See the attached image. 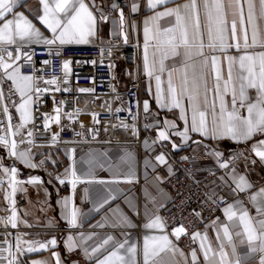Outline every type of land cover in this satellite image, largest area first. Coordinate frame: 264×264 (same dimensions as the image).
<instances>
[{
	"label": "snow or ice",
	"instance_id": "obj_1",
	"mask_svg": "<svg viewBox=\"0 0 264 264\" xmlns=\"http://www.w3.org/2000/svg\"><path fill=\"white\" fill-rule=\"evenodd\" d=\"M173 3H176V0H146L147 9L154 14L146 17L143 21V61L146 76L150 80L155 79V99L160 108L168 111L179 109V119L184 122L185 127L182 131L176 132V135L187 141L190 139L189 132H195L213 140L230 139L237 144L248 142L257 136H264V51H248V49L256 46L264 49V0H186L183 4L168 7L169 4ZM39 4L41 6L40 13L33 16V19H29L23 11L19 10L25 7L23 0H0V45L15 46L14 51L16 53L14 55V52L7 47L0 48V111L6 115V121H0V125H6L9 130L0 135V145L7 148L9 156L15 157L16 160L31 169L43 166L45 161L41 160L40 165L34 163L31 148L18 151V142L15 137L27 124L34 122L32 115L33 97L50 91L48 87H39L38 81H42L46 85H56L55 91H61V88L58 86V77L53 76L44 79L42 75L39 77L35 75L36 72H43V69L34 67L33 56L35 51L23 52V47L31 44H43L49 46V55L59 57L62 54L61 48L65 45L90 43L91 38L97 34L98 24L107 21L109 18V14L103 11V5L98 4L97 0H87V2L86 0H39ZM129 7L131 13H137L141 6L138 0H133ZM161 8L163 10H158ZM110 10L119 13V24L123 29L127 22L123 8L118 3L112 2ZM163 18H170L169 26L161 27L159 22ZM33 20L46 26L51 32V37L45 36L40 28L36 27ZM132 27L135 28L134 22ZM249 29L251 30L250 34ZM122 35L124 42L127 43V34L122 32ZM53 46H55V50H53ZM150 47L152 49L151 57ZM231 50H234L236 54H229ZM178 57L181 58L179 69L166 66V60H174ZM22 58L31 68L32 74L22 72L24 66L18 63ZM225 60L227 62L226 69ZM71 63V60H64L61 65L65 78L70 72ZM42 64L51 65L52 61L45 59ZM176 71L181 72L179 83L175 82L173 78ZM165 73L167 74L166 81L162 79ZM209 78H211V84H209ZM6 85L8 86L7 94L4 91ZM68 90V88L63 89V91ZM250 90H255V97L250 96ZM80 91L89 92L93 90L82 88ZM149 91L151 92V87H149ZM17 93L20 98L19 103L12 99V96ZM229 96L231 97L230 100L228 99ZM9 104L19 113L21 121L15 131H11L13 118ZM149 110V102L145 100L143 111L146 116ZM61 111V107L58 106L54 109V116L49 117L45 114L44 127L46 129L50 128L53 122L60 124ZM116 111L119 112L120 109ZM245 111L246 115L244 114ZM79 112L80 110L76 109L77 115ZM66 115H68V119H72L71 114ZM92 115L95 124H99L98 114L93 113ZM138 115L139 113L135 114L133 119H137ZM119 126L126 129L131 127L134 130V135L138 136L135 125L122 122ZM80 127L83 128L84 125L81 124ZM114 127L116 126L114 125ZM148 127L149 125L146 124L145 128ZM176 128L175 121L164 120V127L159 130L158 140H170L167 129ZM89 131L93 133L95 139L98 135V129L90 128ZM76 134L79 136L82 133L77 132ZM27 135L32 137L33 132L28 131ZM52 140L58 142L59 133L53 134ZM26 142L31 145L33 140L28 139ZM194 142L200 143L199 141ZM19 143L22 144L25 141L21 139ZM65 143L71 142L66 141ZM144 144L148 147L147 140L144 141ZM176 147L177 145L173 144V148ZM251 150L261 163H264V139H257L252 144ZM75 151L74 148L71 150L73 164L70 169L66 170V173L71 176L70 183L73 195L62 197L59 203L65 210L61 215L68 221L69 225L80 227L82 224L78 221L82 213L75 205V189L78 183H132L136 177L132 169V155L126 153L119 158L121 163L129 165L128 173L123 181L119 179L82 181L75 168ZM208 154L216 158L219 168L230 169L225 175L231 178L234 187L228 184L225 176H221L219 179L224 185L231 188V194L238 195L252 189L253 185L246 176L237 173L236 165L241 158L245 160L246 166L249 162L255 164V160L249 161L243 151L232 152L228 160H223L224 154L214 149L210 150ZM155 159L161 164L166 163L163 154L156 156ZM184 159L188 158L185 157ZM52 163L54 164L55 161ZM112 166V163L109 162V167ZM99 167L103 168L104 165L100 164ZM0 170L8 177L7 183L11 191L5 194V200L12 205H15V200L12 197L15 196L17 190L23 193L27 192V188L22 187L25 183L33 186H43L44 184L43 179L39 176H30L27 181L18 180V169L14 165L11 167L4 166L3 157H0ZM168 171L171 173L172 169L169 167ZM53 178L61 185L66 182L60 176H53ZM157 179L160 180L161 178L157 177ZM4 183L5 181L0 179V187H3ZM48 183H51V180ZM18 186L21 187L18 189ZM43 190L46 199L41 211L50 207L48 199L51 197L47 188ZM84 191L87 195L88 190L85 189ZM58 192L57 189V194ZM213 197H218L214 189L208 199L215 203L216 200H213ZM218 198L223 200V197ZM116 199V194L112 189H108L107 195L101 198L95 211L99 212L101 208ZM248 199L255 207V216L250 214L249 209L244 207L243 201L240 200H237L235 204H227L223 209L227 220L234 221V227L242 226L250 249L242 257L236 254V246L233 245V254L236 255L235 264H242V260L250 259L257 252L261 254L259 264H264V187H261L254 195L249 196ZM129 206L136 215L140 214L134 204L130 203ZM145 210L147 211V205H145ZM193 214L200 215L198 212ZM7 219L10 220L13 228L17 227L15 207L12 208L11 217ZM108 223L113 228L137 227L126 214H119L112 221L98 222L93 227L104 228ZM143 227L145 229H159L163 233L166 225L162 218L156 215L154 219L144 223ZM222 231L223 237L231 244L232 233L228 224L222 226ZM182 234H187V230L182 225L172 229L171 235L176 239H179ZM94 235L85 237L83 233H80L84 243L92 240ZM122 235L125 237L122 242L116 240L113 235H107L101 243L91 247L90 250L88 247H84L83 251L91 258L110 243L113 244V248L106 255H103V258L97 257L96 264H141L140 260L137 259L138 255L142 259V264H168L162 260L163 254L172 253L174 256L178 251L180 256L187 259L185 254L169 238V234L144 235L142 245L139 246L138 243L130 242L129 233L122 232ZM236 235H241V233L237 232ZM198 237L201 241L200 249L205 264H233L228 258L223 242L219 244L218 250H214L211 243H205L208 240L207 234L202 236L200 232L193 233V240ZM217 239H221L219 231L217 232ZM257 241L259 242L258 246L255 243ZM27 243H29L27 251L38 250L33 242ZM35 243L38 244L40 250H47L49 246L55 247L57 245L55 238L46 242ZM243 243L244 241H241L242 245ZM66 244L70 251L74 250L76 247L74 237L68 236ZM8 251H10V247ZM53 256L56 258L57 264H60L59 254L54 252ZM0 259H6V257H0ZM197 260V251L193 249L191 251L192 264H197ZM8 264H13V261L9 260ZM34 264H44V262H34Z\"/></svg>",
	"mask_w": 264,
	"mask_h": 264
},
{
	"label": "built area",
	"instance_id": "obj_2",
	"mask_svg": "<svg viewBox=\"0 0 264 264\" xmlns=\"http://www.w3.org/2000/svg\"><path fill=\"white\" fill-rule=\"evenodd\" d=\"M130 0H121L120 7L123 8L125 16L130 12ZM106 14L110 17H119V13L110 10V6L106 7ZM108 18V19H109ZM48 47L43 44H31L23 47V52L35 51L33 56L34 67L43 69V72H36V76H43L44 79H49L53 76L59 78L58 86L61 91H55L56 85H46L42 81H38V86L41 88L48 87V93L34 96L32 115L34 122L27 124L20 130L19 137L26 141L32 139L30 145L34 159L38 155H42L51 162H58L59 157L67 158L71 161L72 147H104L106 149L119 148L120 150L134 149L139 150L142 141L151 142L155 148L164 152L170 161L172 172L164 181V189L170 196L171 207L163 213L166 223V229L171 234L175 227L183 226L187 230V234H182L179 239L172 236L176 245L181 246L186 251L197 249V243L193 240L192 235L196 231L204 229L209 223L219 220L223 215V209L226 207L229 199L223 196V200L218 197H213L215 203L208 199L212 193V182L215 177L224 175L230 169H221L215 157L208 154L210 150H216L215 146L207 145L203 150L195 152L187 149L178 151L166 141L158 140L155 130L151 125L153 116H160L157 111L148 113L147 116L142 109L143 89L141 79L136 74L139 67V58L143 44L140 41L127 42L118 36L107 41L99 40L88 44H70L61 48V55H49ZM55 50V46H53ZM49 59L51 65H43L42 61ZM64 60H71L70 72L67 77L61 70V65ZM95 61V63H92ZM121 62L125 64V78L127 81V89L121 91L116 82V71L121 66ZM23 65L22 72L32 74L31 68L25 62V59L18 61ZM68 88V91H63ZM92 89L93 91L81 92L80 89ZM5 93L8 92L6 85ZM12 99L19 103V95L14 94ZM63 102V103H61ZM139 104V107H138ZM61 107V122L60 124L51 123L50 128H45V114L49 117L55 115L54 109ZM10 113L12 115V124L16 128L20 123L19 113L9 104ZM76 109L80 112L77 115ZM120 109L119 112L116 110ZM93 113L98 114L99 124H95ZM139 113L137 119H133L135 114ZM71 114L72 119H68ZM158 114V115H157ZM135 125L138 130V136L134 135V130L120 127L121 123ZM84 127L81 128L80 125ZM149 125L145 128V125ZM114 125L116 127H114ZM3 125H0L2 127ZM63 128V131L61 129ZM90 128L98 129V135L93 138V133ZM28 131L33 132L32 137H28ZM80 132L81 135L76 133ZM59 133L58 142L52 140V136ZM71 143H65V142ZM243 151L249 161L255 160L256 156L252 152L250 146L240 145L236 148L225 150L223 152V160H228L232 152ZM187 157L188 159H184ZM112 166L114 174L119 170V166ZM222 162V161H221ZM253 164L250 162L245 165V160L241 158L236 165V171L239 174H245L250 171ZM124 169L119 171L118 177H108V181L123 178L127 175L129 165H124ZM132 169L135 172V180L132 183L120 182L117 184H109L114 187L118 195V201H122L125 195H134L139 190L141 182L138 167L132 163ZM64 170V169H63ZM63 170L61 172H63ZM214 173V175H213ZM59 176L58 173L53 174L52 171L45 169V173L41 176ZM63 174L60 177H64ZM107 181V180H105ZM52 183H58L55 179ZM80 184V183H78ZM61 185V184H60ZM106 184H104L105 186ZM71 186L68 181L63 185ZM120 191H124L125 194ZM239 198L243 202H247L248 195L240 194ZM15 208L24 204L26 197L24 193L16 192L14 196ZM194 212L200 213L199 216L194 215ZM70 227H61L62 231H66ZM17 227L0 228V241L10 239L11 243L17 240ZM19 237V236H18ZM15 264L25 263V256L20 248V240L14 247ZM19 257L17 258V253ZM19 259V260H18ZM17 260L19 262H17Z\"/></svg>",
	"mask_w": 264,
	"mask_h": 264
},
{
	"label": "crops",
	"instance_id": "obj_3",
	"mask_svg": "<svg viewBox=\"0 0 264 264\" xmlns=\"http://www.w3.org/2000/svg\"><path fill=\"white\" fill-rule=\"evenodd\" d=\"M23 2L25 4V7H22L19 10L23 11L25 15L29 17V19H33V16L40 13L41 6L39 4V0H23ZM112 2L113 0H97L98 4L103 5V11H105L106 7L110 6ZM132 2L133 0H130V4ZM138 2L141 6L140 10L137 13H131L130 11L125 16L127 22L124 25L123 29H121L120 27L119 17H110L107 21L100 22L98 24L97 34L95 37L91 38L90 43H94L99 40L107 41L118 36L123 39V32L127 34V42L132 43L140 41L144 45L143 21L146 17H149L154 13L151 10L147 9L146 0H138ZM185 2L186 0H176V3L169 4L168 7H175L176 4H183ZM158 10L163 9L161 8ZM169 19L170 18H163L159 22L161 27L169 26ZM133 22L135 23V28L132 27ZM33 23L36 25V27L40 28L41 32L45 36L51 37V32L46 28V26H43L36 20H33ZM250 32L251 30L249 29V34ZM5 47H7L9 50H12L14 52V55H16L14 51L15 46L0 45V48ZM151 51L152 49L150 47V57ZM248 51L260 52L264 51V49L256 46L248 49ZM229 54L235 55L236 53L234 50H231ZM5 58L7 59V57ZM165 63L168 68L179 69L181 67V58L178 57L174 60L168 59L165 61ZM224 63L226 69V60ZM136 74L141 79V86L143 89L142 109L143 102L147 100L150 105L149 113H152V111H157L160 113V116H153L151 118V125L155 130L157 138L159 130L164 127V120L175 121L177 128L167 129L169 131L170 140L166 142L172 147L173 144H176V150L184 151L190 149L198 152L203 150L207 145H211L215 146L217 151L223 153L225 150L233 149L240 145H248L251 148L252 144L257 139H264V136H257L254 137L253 140L237 144L230 139L213 140L211 138L204 137L199 133L189 132L190 139L184 141L183 137L176 135V132L182 131L185 127L184 122L179 119V109H173L172 111L162 110L155 99V79L152 78L150 80L145 74L143 47L141 49L139 67ZM166 78L167 74L165 73L162 79L166 81ZM173 78L175 82L179 83L181 72H174ZM211 83V78H209V84ZM149 87H151V92L149 91ZM250 96L255 97V90H250ZM228 99L230 100L231 97L229 96ZM244 114L246 115V111L244 112ZM157 121H159V123H157ZM194 141H199L200 143H195ZM72 149L73 148H71V150ZM75 150V168L78 176H80L82 181H108L113 176L118 177L120 169L123 170V166L128 165L127 163H121L119 158L121 156H124L126 153H130L132 155V163H135L139 170L141 182L139 190L136 192V194L125 195L124 197H122V201H118L119 197L115 190V185L114 187L110 186L109 184H106L104 186V184L96 182L77 184L75 189V205L80 209L82 213L78 221L82 224V226L72 227L69 225L68 221L61 215V213L65 210L59 203L62 197H70L73 195L72 185L70 183L71 176L67 174L64 177H61L65 179V181H68L71 185L65 187H63L59 183H48L49 180H54V178L50 175L39 176L44 181L43 186H33L29 184H24V186H22L27 188V192L24 193L26 200L22 206L17 207V209L15 208L17 215V230L19 236H17V238L19 239L15 240L13 243H11L9 238L8 240L0 241V257H6V259H0V264H8L9 260H12L13 264H15L14 247L15 245H17L18 248V240H20V248L23 255L25 256V263L22 264H34V262H44V264H57L56 258L53 256L54 252L59 254L60 264H96L97 257L103 258V255H106L114 245L110 243L108 246L102 249L100 253H97L96 256L91 258H89V256L85 254L83 248L88 247L90 250L91 247L101 243L107 235H113L116 240L122 242L125 238L122 235V232L129 233L130 235L128 236V239L130 240V242L138 243V246L142 245L144 235L159 236L161 234H169V238L173 241L171 234L167 231L166 228L162 233L159 229H145L143 227L144 223L149 222L151 219H154L156 215H159L162 218V221L165 223L163 213L165 211H168L171 207L170 196L164 189V181L170 175L168 169L169 167L171 168V166L169 158L164 152L158 151L151 142H148V147H146L144 141H142V145L139 150H120L119 148L106 149L104 147H89L85 149ZM160 154H163L165 156L166 163L161 164L155 159V157ZM70 155L71 163L69 164V166L71 168L73 164L72 152ZM9 160L11 161L10 166L14 165L18 169V160H16V158L12 156H10ZM113 160L115 161V164L119 166V170L116 174L112 172V167H109V162L114 165ZM100 164H103L104 167H99ZM241 175H245L249 182L252 183L253 187L247 192L240 194H247L249 197L258 192L261 187H264V163H261L258 157H256V163L250 167V171ZM221 176H225V179L228 180V184L232 185L231 178L224 174L215 177L212 182V190L214 189L218 196L228 198L229 201L227 204H235L237 200L242 201L239 198L240 194H231V188L228 185H224L223 182L219 179V177ZM157 177H160L161 179L158 180ZM17 179L21 181H27L29 177H27L26 179H22L17 175ZM7 180L8 178L4 179V181L6 182ZM232 187H234V185H232ZM44 188H47L48 192L51 193V197L48 199V204H50V207H46L45 210L41 211V208L44 206V201L46 199L43 190ZM57 189L59 190L58 194ZM85 189L88 190L87 195H85ZM108 189H112V191L116 194L117 199L111 201L110 204L105 205L100 209L99 212L95 211V208L98 206L101 198L107 195ZM18 192L23 193L21 191ZM120 192L125 194L124 191ZM130 203L134 204L138 208L140 213L139 215H136L132 211L129 206ZM145 205H147V211L145 210ZM243 205L244 207L249 209L252 216L256 215L255 207L249 199L247 200V202H243ZM13 207H11L9 211L10 215H12ZM119 214H126L130 218L131 222L137 225V227L113 228L111 227L110 223H108L104 228L93 227V225H97L98 222L104 223L106 220L112 221L114 217L118 216ZM224 224H228L229 230L232 233L231 244H229L227 239L223 237L222 226ZM233 225L234 221H228L227 216L223 212V215L219 220L209 223L204 229L196 232H200L202 236L204 234H207L208 240L205 241V243H211L214 250H218L219 244L223 242L225 245V251L228 253L229 260H231L233 264H235L236 255L233 254L232 246H236V254L242 257L245 253H248L250 249L247 243L246 235L243 233L242 226L234 227ZM63 226L70 227V229L62 231L61 227ZM218 231L220 232L221 237V239L219 240L217 239ZM237 232H240L241 235H236ZM80 233H83L85 237L91 234L95 235L93 236L92 240L84 243L81 240ZM70 235L74 237V243L76 245L75 249L71 251L68 249L66 244L67 237ZM52 238L56 239L57 245L55 247L49 246L47 250H40L38 244L35 243L46 242L48 240H51ZM241 241H244L243 245L241 244ZM27 242H33V245L37 247L38 250L32 252L27 251L29 247V243ZM195 242L197 243V264H205L203 253L200 249V238H196ZM255 243L257 246L259 245L258 241ZM9 247L10 251H8ZM176 247L185 254L187 259L180 256L178 251L174 256L172 253L163 254L162 260L168 262V264H192L191 251H186L184 248L178 245H176ZM121 251L123 253V250ZM260 255L261 254L259 252L255 253L251 256L250 259L242 260V264H259ZM137 259L140 260L142 264V259L139 255Z\"/></svg>",
	"mask_w": 264,
	"mask_h": 264
},
{
	"label": "rangeland",
	"instance_id": "obj_4",
	"mask_svg": "<svg viewBox=\"0 0 264 264\" xmlns=\"http://www.w3.org/2000/svg\"><path fill=\"white\" fill-rule=\"evenodd\" d=\"M15 130H16V128L14 127V131ZM6 131H9L6 128V126L3 125L2 127H0V134H4V132H6ZM15 139L18 142V148H17L18 151L31 148L30 145H26L25 143H22V144L19 143V141L21 139L25 140L24 138L19 137L17 135L15 137ZM31 153H32V148H31ZM41 154L42 155L37 154V156H36L37 158L34 159V156L32 153L33 162L36 163L37 165H40L41 160L45 161V164L43 166L37 167L35 169L27 168L20 161H18V177L19 178H25V177H30V176H34V175L41 176L45 173V169L48 171H52L53 174L58 173L59 176H61L62 173L68 174V173H66V170L70 169L69 164L71 163V161H69V159H67V158L64 159V158L59 157L58 162L54 165L49 159H46L43 156V154H44L43 152ZM0 157H3V165L4 166L11 167L10 166L11 161L9 160L10 156L8 155L7 148L3 145H0ZM62 170H63V172H61ZM3 178L6 179L8 177H6L3 173V171L0 170V179H3ZM25 184H27V183H25ZM22 186H24V185H22ZM19 187H21V186H18V189H19ZM10 191H11V188H10L9 184L5 181L3 187H0V218H4V219H0V228H2L3 226L12 227L10 220L7 218L11 217L9 211H10L11 207H13V205L10 204L7 200H5V194L7 192H10ZM18 191L19 190H17V192ZM12 199H14V196L12 197ZM5 240H8V237H7V239H4L2 241H5ZM18 257H19V252L17 253V258ZM18 260H17V262H19Z\"/></svg>",
	"mask_w": 264,
	"mask_h": 264
},
{
	"label": "water",
	"instance_id": "obj_5",
	"mask_svg": "<svg viewBox=\"0 0 264 264\" xmlns=\"http://www.w3.org/2000/svg\"><path fill=\"white\" fill-rule=\"evenodd\" d=\"M121 0H113V2H116L120 5ZM116 82L119 86L121 91H124L127 89V81L125 78V64L121 62V66L116 71Z\"/></svg>",
	"mask_w": 264,
	"mask_h": 264
},
{
	"label": "bare ground",
	"instance_id": "obj_6",
	"mask_svg": "<svg viewBox=\"0 0 264 264\" xmlns=\"http://www.w3.org/2000/svg\"><path fill=\"white\" fill-rule=\"evenodd\" d=\"M5 91V90H4ZM0 121H6V115L2 113V111H0ZM13 125V124H12ZM6 126V125H4ZM12 130L14 131V127L12 128ZM89 147H94V146H86V147H72L74 149H85V148H89ZM99 147V146H98ZM27 177L25 178H22V179H26Z\"/></svg>",
	"mask_w": 264,
	"mask_h": 264
}]
</instances>
